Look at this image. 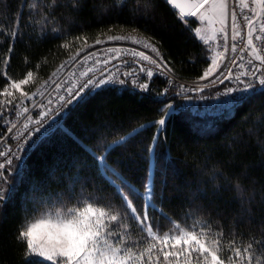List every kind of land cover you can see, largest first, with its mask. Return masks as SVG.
I'll use <instances>...</instances> for the list:
<instances>
[{
	"label": "snow or ice",
	"instance_id": "1",
	"mask_svg": "<svg viewBox=\"0 0 264 264\" xmlns=\"http://www.w3.org/2000/svg\"><path fill=\"white\" fill-rule=\"evenodd\" d=\"M162 6L174 11L177 27L202 42L208 53L203 58L207 66L191 84L181 79L176 65L195 64V58L189 56L187 61H178L165 48L162 39L149 30V23L158 19ZM23 7L28 9L30 21L33 16L39 17L36 39L42 42L51 36L60 40L57 50H62L68 58L46 79L40 80L33 68L39 69L41 64L32 65L25 57L24 63L30 67L22 78H13L9 75V66L16 44L25 39V26L16 21L10 31L0 30V36L6 39V54L0 68V77H3L0 127L6 132L0 135V144L4 145L0 148V227L7 222L9 205L16 198L13 181L24 175V156L44 142L46 136L55 134L58 117L68 115L89 98L114 86L141 97L154 96V102L162 105L158 108L159 119L141 123L127 135L105 144L103 154L85 149L92 158L91 166L87 157L74 158V175L67 178L63 191L49 194L50 202L33 198L40 206L32 209L31 219L27 215L22 219L10 237L21 246L19 256L23 264H235L242 256L240 247L231 246L235 240L225 249L223 231L214 232L203 216L190 227L183 226L182 221L199 214L210 215L202 198H209V204H214L215 199L223 198L224 192L233 193L238 218L241 214L252 217L256 211L264 213V186L257 189L250 182V166L241 159L247 141L240 134L226 138L225 159L219 169L211 170V192L200 186L203 181L188 192L183 216L169 215L164 210V190L169 179H174L169 176L171 168L159 169L158 194L156 169L149 168L147 179L141 185L144 190L140 191L122 171L120 159L110 164L108 158L117 150L121 157L130 155L129 144L149 128L155 130L144 152L148 157L155 156L161 137L167 140V121L178 107L175 99H191V93H205L209 84L217 87V81L225 85L223 89L217 87V98L220 95L229 98L230 107L258 105L254 108L258 115L250 116L245 122L255 120L264 125V0H67L66 3L38 0L30 7L25 0ZM89 8L99 13L101 22L105 16L126 13V24L101 28L90 43L89 35L82 28L79 34L73 35L55 23L57 18L67 19L64 9L79 17ZM141 21L143 28L138 26ZM68 23L70 27L79 26L74 19ZM197 23L201 26H196ZM116 30L126 34H115ZM105 41L130 42L136 47L130 48L127 55L110 48L113 55L95 59L84 68L88 57L77 58ZM229 53L234 55L229 57ZM74 64L82 70L78 75L72 72L66 76L68 66ZM153 77L163 78L165 86L159 91L150 87ZM29 85L32 90H26L25 86ZM13 116L16 118H10ZM261 150L264 164V143ZM89 167L95 169L94 174H86ZM217 180H223V184H216ZM42 209L47 214H41ZM132 234L142 239L130 240ZM243 253L247 254L246 264H253L254 255H264V238L252 237Z\"/></svg>",
	"mask_w": 264,
	"mask_h": 264
},
{
	"label": "trees",
	"instance_id": "2",
	"mask_svg": "<svg viewBox=\"0 0 264 264\" xmlns=\"http://www.w3.org/2000/svg\"><path fill=\"white\" fill-rule=\"evenodd\" d=\"M38 0H27L30 7ZM66 3L67 0H64ZM25 0H0V30L10 31L19 21L24 25L25 39L17 43L13 59L9 66V75L13 78H22L24 72L30 65H25L24 58L27 57L32 65L40 63L39 69L33 68L38 73L40 80L46 79L51 71L59 63L66 60L67 54L57 50L60 40L49 36L47 39L38 41L36 36L39 30V17L33 16L31 21L28 16V9L23 5ZM7 9V11H3ZM66 20L59 18L55 23L62 30H68L71 34H79L81 28L91 38L97 32L112 24H126L127 14H111L98 19L99 13L90 8L83 11L79 17H74L68 9L63 10ZM75 20V25L70 27L68 21ZM31 23L33 26H27ZM141 28L144 22H140ZM198 26V23L196 24ZM52 25H49L51 28ZM149 30L162 39L166 49H169L178 61H187L189 56L195 58L196 63H177L180 70L179 75L183 80H195L207 66L203 59L208 53L198 40L192 38L191 33L177 27V17L174 11L168 6H162L159 17L155 22L149 23ZM35 29V30H34ZM113 33H109L111 35ZM115 34L121 33L119 30ZM133 35H136L133 33ZM29 36L32 38L29 39ZM6 39L0 36V68H2L3 57L6 54ZM3 84V77H0V85ZM150 87L159 91L163 87L161 79H154ZM26 90H32V86H25ZM154 96L134 95L129 91L119 92L109 88L89 98L86 104L73 109L68 115L58 118L59 125L55 134H49L44 142L37 144L23 158L22 178L14 180L16 187V198L9 205L7 222L0 227V264H23L20 260V245H16L10 239L12 232L22 219L27 215L31 219L34 215L32 209L39 207L34 202V197L51 201L49 194L63 191L66 187L67 178L75 173L73 159L76 157H87L91 166L93 161L90 153L85 149L103 154L104 146L113 139L127 135L141 123H151L159 119L158 108L162 105L154 102ZM255 106H236L230 116L221 118H207L201 120L190 113H174L167 121V140L161 137L160 149L153 157H148L144 148L151 142V135L154 128H149L129 144L130 155L121 157L119 150L110 153L108 162L120 159L121 169L131 181L143 191L141 186L147 179L149 168L157 171V193L159 194V169L171 168L168 185L164 190L166 198L164 210L172 215L183 216L182 209L185 205V197L188 192L202 185L211 192V170L219 169L223 163L227 149L223 146L228 142L226 138L240 134L247 147L241 159L250 166V182H254L257 189L264 186V164L261 163V144L264 143V125L253 120L246 123L250 116L258 115L254 112ZM249 131L251 135H249ZM1 134V130H0ZM240 171V169H232ZM95 169L89 167L87 173L94 174ZM99 183V181H97ZM216 184H223V180H217ZM222 199H215L214 204H209V198H202L203 203L210 209L211 214H199L196 217L182 221V225L190 227L199 216L207 220L215 232L222 230V246L227 249L235 240L232 247H240L242 256L235 261V264H246V253L243 249L251 242L252 237L264 238V213L256 211L252 217H237L236 205L232 201L233 193L224 192ZM214 199V198H213ZM139 206L140 202H135ZM70 206V205H69ZM28 209V212H25ZM41 214H47L41 210ZM39 218V216H37ZM162 223H166L162 221ZM199 225H197V228ZM130 240L142 239L137 234H132ZM225 255L227 253L225 252ZM253 264H264V255H254Z\"/></svg>",
	"mask_w": 264,
	"mask_h": 264
},
{
	"label": "built area",
	"instance_id": "3",
	"mask_svg": "<svg viewBox=\"0 0 264 264\" xmlns=\"http://www.w3.org/2000/svg\"><path fill=\"white\" fill-rule=\"evenodd\" d=\"M136 47L130 42H116V41H105V43L101 45H96L93 48H89L86 52H82L81 56L78 57V60L83 59L85 56L88 58L84 60L83 67L86 68L90 64L94 62L95 59H104L106 56H111L113 53L109 52L110 48H115L119 51H122L125 55H127L128 51L130 48ZM91 53V55H89ZM234 54L229 53V57L233 56ZM113 63H116L114 60ZM82 70L81 67L78 64L74 65H69L68 66V71L65 73V75H71L72 72H76L77 75L79 74V71ZM238 71V69H236ZM158 77H153L154 79H157ZM163 81V78H158ZM152 80V81H153ZM183 80V79H182ZM184 82L191 84L193 81L191 80H183ZM228 82L226 81L225 84ZM165 86V83L163 81V87ZM131 86H129L130 88ZM162 87V88H163ZM217 87L219 89H223L225 87L224 84H219V81H217ZM217 87H213L212 85L209 84L208 89L206 90L205 93H191V99L185 100V99H180L176 98L175 99V104L178 106L176 109L175 113H190L191 115L198 117L201 120H205L207 118H221V117H226L230 116L233 113V110L236 106L234 105L232 107L229 106L228 100L229 98L224 97L222 95L217 98ZM113 89L118 90L119 92L126 91L121 89L119 86H114L112 87ZM131 92V91H129ZM171 96V93L169 94ZM64 116V115H63ZM12 119H15L16 117H10ZM59 118V117H58ZM57 118V119H58ZM22 119V117H21ZM0 124H2V121H0ZM1 134L4 135L6 134L5 129L3 127H0ZM10 144H13L14 142L9 140L8 141ZM0 148H4L3 144H0ZM32 149V148H31ZM28 150V152L31 151ZM26 153V154H27ZM25 157V156H24Z\"/></svg>",
	"mask_w": 264,
	"mask_h": 264
},
{
	"label": "rangeland",
	"instance_id": "4",
	"mask_svg": "<svg viewBox=\"0 0 264 264\" xmlns=\"http://www.w3.org/2000/svg\"><path fill=\"white\" fill-rule=\"evenodd\" d=\"M198 26H201V25L198 23ZM198 42H200V41L198 40ZM200 43H202V42H200Z\"/></svg>",
	"mask_w": 264,
	"mask_h": 264
}]
</instances>
